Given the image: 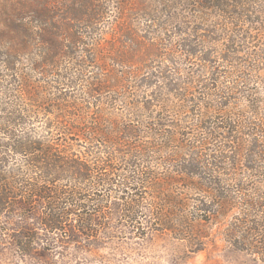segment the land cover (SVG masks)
<instances>
[{"label": "trees", "instance_id": "16d2710c", "mask_svg": "<svg viewBox=\"0 0 264 264\" xmlns=\"http://www.w3.org/2000/svg\"><path fill=\"white\" fill-rule=\"evenodd\" d=\"M0 1V215L264 262V0Z\"/></svg>", "mask_w": 264, "mask_h": 264}, {"label": "rangeland", "instance_id": "374dc122", "mask_svg": "<svg viewBox=\"0 0 264 264\" xmlns=\"http://www.w3.org/2000/svg\"><path fill=\"white\" fill-rule=\"evenodd\" d=\"M126 13L128 23L135 24L136 29L143 27L144 18L131 9ZM115 17H111L113 21ZM111 30L107 29V37ZM115 201H108V210L99 217L105 229L99 227L98 237L89 240L73 239L72 233L43 231L37 225L38 212L24 217L20 209L14 214L5 210L0 215V264H264L254 256L227 248L219 239L216 247L208 246L198 254H189L181 242L168 235L150 234L138 239L120 222ZM23 231L29 239L22 237Z\"/></svg>", "mask_w": 264, "mask_h": 264}]
</instances>
